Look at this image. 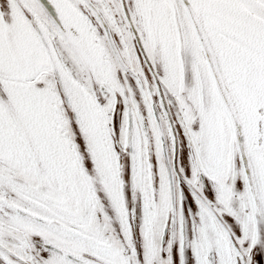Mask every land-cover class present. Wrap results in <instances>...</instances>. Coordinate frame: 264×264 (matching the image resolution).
I'll return each mask as SVG.
<instances>
[{
    "label": "snow or ice",
    "instance_id": "1",
    "mask_svg": "<svg viewBox=\"0 0 264 264\" xmlns=\"http://www.w3.org/2000/svg\"><path fill=\"white\" fill-rule=\"evenodd\" d=\"M0 264H264V0H0Z\"/></svg>",
    "mask_w": 264,
    "mask_h": 264
}]
</instances>
